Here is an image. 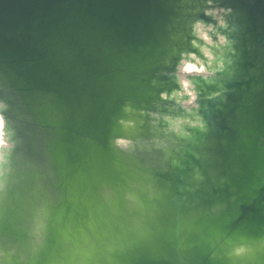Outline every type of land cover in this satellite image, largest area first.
<instances>
[{"label":"water","instance_id":"water-1","mask_svg":"<svg viewBox=\"0 0 264 264\" xmlns=\"http://www.w3.org/2000/svg\"><path fill=\"white\" fill-rule=\"evenodd\" d=\"M0 264H264V0H0Z\"/></svg>","mask_w":264,"mask_h":264},{"label":"clouds","instance_id":"clouds-1","mask_svg":"<svg viewBox=\"0 0 264 264\" xmlns=\"http://www.w3.org/2000/svg\"><path fill=\"white\" fill-rule=\"evenodd\" d=\"M0 119H2V118H0Z\"/></svg>","mask_w":264,"mask_h":264}]
</instances>
